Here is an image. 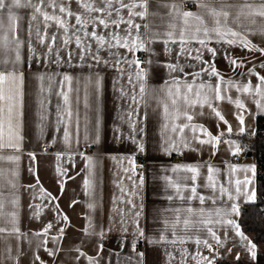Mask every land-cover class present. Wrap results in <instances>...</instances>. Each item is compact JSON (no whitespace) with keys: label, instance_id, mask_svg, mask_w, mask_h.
<instances>
[{"label":"crops","instance_id":"obj_1","mask_svg":"<svg viewBox=\"0 0 264 264\" xmlns=\"http://www.w3.org/2000/svg\"><path fill=\"white\" fill-rule=\"evenodd\" d=\"M173 3L179 6L181 0H148V15L143 20L135 17V23L141 24V38L145 23L159 33L139 51L107 44L100 47L94 38L79 33L82 42L91 45L83 60L72 38L75 16L42 5V11L67 20L70 39L64 45V28L54 21L46 26L38 13L33 20L32 8H14V26L7 11L0 12V42L5 36L9 42L6 49H0V61L9 62H0V71L11 67L17 51L13 41L18 39L17 69L23 73L17 100L22 113L21 139L10 140L6 122L0 128V228L5 229L0 232V264L254 263L257 254L264 255L263 244L255 245L256 255H252L251 236L238 224L243 208L256 201L257 169L254 156L246 158L248 152L233 139L254 134L256 119L264 117V85L260 82L264 52L251 49H264L260 31L264 17L250 15L251 10L243 7L256 8L264 0H203L218 10L223 6L229 16L226 23L221 17V30L231 29L239 36L211 33L205 47L198 42L205 39L201 32L186 44L190 54L185 55H179L183 19L172 20L171 9L162 6ZM64 6L82 18L88 15L77 0H65ZM180 11L200 14L212 27L211 17L196 0H182ZM122 15L127 18L128 9ZM170 22L176 25V42L166 44ZM126 27L97 25L94 29L89 25L86 31L95 30L107 38L109 32L125 36ZM37 30L43 43L37 39ZM230 39L236 42L229 44ZM241 41L250 46L244 47ZM98 47L99 57L108 64L92 59ZM110 52L128 61L144 56L146 64L113 66L116 56ZM197 55L201 59H194ZM169 64L182 66L183 71H169ZM140 69L147 73L143 81L135 76ZM188 84L192 92H187ZM237 102L243 107H237ZM236 157L241 160L236 162ZM135 160L141 162L137 169ZM191 167L197 173L187 170ZM194 175L195 180L191 179ZM209 175L214 188L205 187ZM237 180L241 181L239 193ZM193 186L205 197L204 203L189 198ZM221 186L225 189L222 198ZM185 220H189L187 226ZM197 239L206 240L211 248L197 244Z\"/></svg>","mask_w":264,"mask_h":264},{"label":"snow or ice","instance_id":"obj_2","mask_svg":"<svg viewBox=\"0 0 264 264\" xmlns=\"http://www.w3.org/2000/svg\"><path fill=\"white\" fill-rule=\"evenodd\" d=\"M196 2L199 4V7L201 9H204L207 11V14L211 17L212 20V27H208L202 18V15L192 13L190 11H180V7L182 6V0L181 5H177L175 3L171 5H162L163 7H169L171 11L168 13V15L172 18V20H175L176 17H181L183 19V27L179 35V42H180V49H179V55H185L190 54V50L186 48V44L190 42V39L192 38H198L199 33L203 32L205 39H198V42L200 45L206 47V39L210 38L211 33H217L221 36L230 34L232 37L239 36V33L232 31L231 29H228L227 32H224L221 30V17L224 18L225 23L227 22V18L229 16V12L225 10V8L222 6L219 10L213 6H210L208 4L203 3V0H196ZM77 3L81 5V7L85 10V12L88 13L86 17H83L80 14L74 13L71 11L70 7H65V0H37L36 3H33V0H0V12L6 10L8 13V18L12 22L13 26L15 25V21L17 20L16 15L13 13L14 8H21V7H27L32 8L34 10V14L32 16V19L35 20L36 16L35 14L38 13L43 17V22L47 26L49 21L56 22L60 27L64 28L65 30V39L63 41L64 45H67L70 38H67V20L62 18L61 16L52 14L49 15L47 11H42V5L45 6H51L54 9L59 8V12L62 14H66L68 17L75 16V25H72V28L75 29L73 32L74 42L77 45L78 48H80L81 56L80 59H84L83 53L86 51H90L91 45L85 44L81 40V36L79 33H83L84 37H91L94 38L96 43L103 47L105 44L108 45L109 48H119L123 47L127 49L129 52H135L144 49V46L146 43H150L152 39L155 36H158L159 33H153L151 31V27L149 24L145 23L143 25L145 31L143 34V38H141L140 34V28L141 24L135 23V17H139L141 20H143L148 15V0H128L127 3H125V0H77ZM243 7L249 8L250 15H259L260 17H264V3L259 5L256 8H253L250 4H245ZM124 9H128V15L127 18L122 15V11ZM136 9H140L137 11ZM92 13H97L98 15L93 16ZM115 14V18H112ZM239 15H237L236 19H239ZM190 20L196 21L195 24H190ZM121 24L127 25V27L124 29L125 36H120L116 32H109L108 37L106 38L104 35H98L97 32L94 30L91 33L87 32L86 29L89 25H91L94 29L97 25H102L103 28L109 29L111 26H116V28H119ZM3 26V21L0 19V27ZM79 26V27H77ZM168 28L170 29L167 31L166 35L168 37L167 40H165V43L167 44L169 41L172 43L176 42V37L174 35V30L176 28L175 23H169ZM135 30V36H133V31ZM261 34H264V29H261ZM191 32L193 35L191 37H186V33ZM37 39L40 40L41 43H43V40H41V34L39 30H37ZM51 41L55 42V35H53L51 38ZM229 44L235 43L236 41L234 39H230L227 41ZM8 38L5 36L3 38V41L0 42V49H6L8 47ZM13 43L17 46V51L14 60L11 61V67L7 71H0V128H3L5 122L7 123L9 132H10V140L15 139L19 140L21 137L19 136V129H20V117L22 113L18 111V105L17 100L20 95L19 90V83L23 80V73L18 72L17 65L20 62V56L18 52V46L20 44V41L14 40ZM242 45L244 47H249L250 42L247 41H241ZM100 47L97 48V54L92 56V59L96 61V63H104L108 64L109 62L106 60H101L98 53L100 50ZM252 50L262 51L264 52V49H258L255 46H251ZM33 54L35 55V49L32 50ZM199 51V50H197ZM214 52V50H211ZM48 52L51 53L52 49L49 48ZM2 54V53H0ZM110 55L116 56V60L114 62L113 66L119 65L121 63H128V64H139L140 61L138 59H133L131 61H128L122 57H120L119 53H113L110 52ZM69 57H71V53H69ZM194 59H201L199 55L194 57ZM2 63L8 64V61H0ZM150 63V61H149ZM235 63V61H233ZM169 71H183L182 66H179L177 64H169L168 65ZM122 72L123 69H120ZM213 74L215 73V70L213 69ZM147 73L140 69L135 73L136 79L138 81H143V79L146 77ZM195 75V74H194ZM70 77L65 76V80H69ZM129 83L132 82V77H128ZM260 82L262 85H264V77H260ZM96 86L99 87V79L96 81ZM192 85L188 84L186 85L187 92H192ZM201 88L204 87L203 84L200 85ZM245 91H248L247 88L244 89ZM259 91V89H258ZM145 93V86L144 83L141 82L139 87V94L141 97H143ZM186 98V97H185ZM65 101L67 102L68 97H64ZM133 102H135L136 98L135 96L132 97ZM175 103V100L173 101ZM237 107H243V104L237 102ZM165 112H167V106H165ZM216 115L219 116L221 120H224V117L220 115L219 112H216ZM191 119V117H188ZM239 122L243 124V116H240ZM227 123V121H224ZM229 131H231V127L229 126ZM193 131H195V128H193ZM210 135V134H209ZM2 138V136H0ZM68 133L65 132V140L67 141ZM211 143V140L209 141H201V143ZM8 146L10 147H18L15 143H10ZM34 159V155H33ZM89 162H91V158H88ZM188 171L192 173H197V168L191 167L187 169ZM209 172H212V169L209 168ZM191 179L195 180L196 176L194 175L191 177ZM207 180L209 181L208 184L205 185V187L214 188L215 184L212 181V176L209 175L207 177ZM87 185V181L85 182ZM244 183H248L247 180L244 181ZM240 184L241 181H236V191L237 193L240 192ZM191 196L189 198L192 199H199L200 203H204L205 197L203 195H198L196 191V186H193L190 189ZM225 192V189L223 186L220 188V196L223 197ZM51 197V194H48ZM251 195V194H250ZM52 199H55L54 197H51ZM183 199V197H181ZM228 199L231 200L232 196L231 194L228 195ZM213 202H215L213 200ZM91 207V205H90ZM231 210L233 212L237 211L235 206L231 207ZM190 213L193 212L192 209H188ZM202 215V213H201ZM186 226L189 224V220H185L183 222ZM196 223H204V221H197ZM208 223H211V221H208ZM228 224H233L234 221L227 220ZM48 228H51V224L48 225ZM47 228L44 230L45 233L47 232ZM5 231V229L0 228V232ZM14 231H19L18 229H14ZM63 230L61 229V232ZM209 232H211V229H208ZM241 238L243 237V233L238 232L237 233ZM103 235V233H101ZM142 235V233H141ZM213 237L217 239V242L219 243V237L215 236V233H212ZM183 242V241H181ZM197 244L204 243L206 246L211 248V245H208L207 241H201L199 239L196 240ZM249 251L252 253L253 256L256 255L255 252V245H252L249 248ZM197 255L199 256L200 253L197 252ZM201 259H206L204 257H201ZM210 264V262H209Z\"/></svg>","mask_w":264,"mask_h":264},{"label":"trees","instance_id":"obj_3","mask_svg":"<svg viewBox=\"0 0 264 264\" xmlns=\"http://www.w3.org/2000/svg\"><path fill=\"white\" fill-rule=\"evenodd\" d=\"M262 126H264V117H258L254 134L233 136L240 148L246 153L250 152L255 161L264 158V133L260 131ZM238 224L243 233L251 236L254 245H264V174L256 178V201L243 208ZM216 264H264V255L257 254L254 263L218 261Z\"/></svg>","mask_w":264,"mask_h":264},{"label":"built area","instance_id":"obj_4","mask_svg":"<svg viewBox=\"0 0 264 264\" xmlns=\"http://www.w3.org/2000/svg\"><path fill=\"white\" fill-rule=\"evenodd\" d=\"M137 59L140 61L139 65L144 67L145 64H146L145 57L144 56H139ZM47 151H48V148H44V152H47ZM82 151H85V148H82ZM240 160H241L240 157H236L235 158L236 162H239ZM140 165H141L140 160H135L134 161L135 169H137ZM256 169H257V176H260V175L264 174V158L259 159V160L256 161Z\"/></svg>","mask_w":264,"mask_h":264},{"label":"water","instance_id":"obj_5","mask_svg":"<svg viewBox=\"0 0 264 264\" xmlns=\"http://www.w3.org/2000/svg\"><path fill=\"white\" fill-rule=\"evenodd\" d=\"M260 131L264 133V126H262V127L260 128ZM251 156H252V154H251L250 152H248V153L246 154V158H250Z\"/></svg>","mask_w":264,"mask_h":264}]
</instances>
